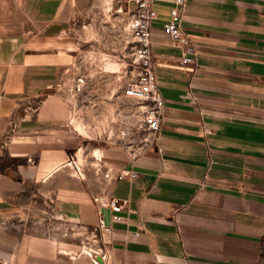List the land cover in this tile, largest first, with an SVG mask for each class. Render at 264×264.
Masks as SVG:
<instances>
[{
    "label": "crops",
    "instance_id": "0c3cea01",
    "mask_svg": "<svg viewBox=\"0 0 264 264\" xmlns=\"http://www.w3.org/2000/svg\"><path fill=\"white\" fill-rule=\"evenodd\" d=\"M75 1L0 0V264H264V0H187L185 65L164 27L174 1L153 0L160 130L136 151L99 147L84 179L57 91ZM104 193L127 200L102 209L109 230Z\"/></svg>",
    "mask_w": 264,
    "mask_h": 264
},
{
    "label": "rangeland",
    "instance_id": "374dc122",
    "mask_svg": "<svg viewBox=\"0 0 264 264\" xmlns=\"http://www.w3.org/2000/svg\"><path fill=\"white\" fill-rule=\"evenodd\" d=\"M74 41L68 43L57 91L67 103V128L82 140L76 163H85L94 147L122 146L136 151L148 136L137 99L125 95L133 76L127 44L129 9L124 0H76ZM96 171L100 164L95 163ZM98 165V166H97ZM70 164V172L79 176ZM83 168V166H81ZM27 203V202H26ZM26 208L25 210H29ZM30 222L28 215L22 217ZM84 251L90 244L84 243ZM2 264H11L4 262Z\"/></svg>",
    "mask_w": 264,
    "mask_h": 264
},
{
    "label": "built area",
    "instance_id": "2783aa9c",
    "mask_svg": "<svg viewBox=\"0 0 264 264\" xmlns=\"http://www.w3.org/2000/svg\"><path fill=\"white\" fill-rule=\"evenodd\" d=\"M129 9V28L127 33V44L131 49V64L133 76L129 78L124 88L125 95L138 100L142 114V127L147 131L148 136L144 138L145 144L153 143L161 127L164 114L165 102L162 93L157 85L155 66L150 49L151 44V24L156 17V10L153 8V0H124ZM174 5L170 9V16L165 23L167 32L172 43L180 47L181 63L189 64L196 61L198 49L195 41L188 34L183 26V16L186 10L187 0H173ZM144 144V145H145ZM75 172L82 176V171L76 161H71ZM119 176H123L120 173ZM130 177L136 176L134 172ZM93 201L97 205L98 227L100 230H109L105 223L102 209L108 207L112 212H118L126 205L127 200L117 197L100 194L93 196ZM121 218L120 215H114ZM89 254L98 253L105 256V250H97L90 247ZM94 263L97 261L93 258Z\"/></svg>",
    "mask_w": 264,
    "mask_h": 264
},
{
    "label": "bare ground",
    "instance_id": "6f19581e",
    "mask_svg": "<svg viewBox=\"0 0 264 264\" xmlns=\"http://www.w3.org/2000/svg\"><path fill=\"white\" fill-rule=\"evenodd\" d=\"M79 150V149H78ZM80 150H81V148H80ZM79 150V151H80ZM100 148L99 147H94V149H93V151H92V154L96 157V158H98L99 156H100ZM99 161V160H98ZM80 163H78V165H79V167H80V169H83V168H81V166H83V163H82V160H80L79 161ZM98 166V165H97ZM82 173H83V171H82Z\"/></svg>",
    "mask_w": 264,
    "mask_h": 264
}]
</instances>
